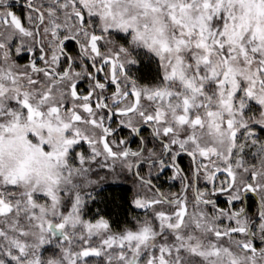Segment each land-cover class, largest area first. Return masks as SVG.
I'll return each instance as SVG.
<instances>
[{
	"label": "snow or ice",
	"instance_id": "1",
	"mask_svg": "<svg viewBox=\"0 0 264 264\" xmlns=\"http://www.w3.org/2000/svg\"><path fill=\"white\" fill-rule=\"evenodd\" d=\"M25 9L17 14L0 0V257L12 264H264V140L252 127L264 126V0H47L46 7L26 0ZM117 28L131 29V42L159 58L157 82L125 73L134 58L110 38ZM21 54L26 63H18ZM113 119L131 133L147 125L152 146L145 137L135 150L127 146ZM245 148L254 149V162ZM181 153L190 159L187 175ZM94 163L113 175L136 170L132 202L145 214L134 226L115 230L104 216L85 219ZM163 169L180 177L178 192L153 184ZM201 179L211 191L199 187ZM216 192L228 207L216 206ZM244 192L258 197V224L234 208ZM50 241L58 251L41 255Z\"/></svg>",
	"mask_w": 264,
	"mask_h": 264
},
{
	"label": "flooded vegetation",
	"instance_id": "2",
	"mask_svg": "<svg viewBox=\"0 0 264 264\" xmlns=\"http://www.w3.org/2000/svg\"><path fill=\"white\" fill-rule=\"evenodd\" d=\"M37 2H39V0H37ZM25 3H26V0H7L8 7L12 11L16 12L17 14H23L26 11ZM46 6H47V0H45V7ZM109 36L111 39L117 41L120 45H123L127 48V46L125 45V35L118 34L115 32H110ZM102 43L103 42H101V44ZM65 45L67 46V49L69 51H72L75 49L78 52V48H76L74 41H71V40L65 41ZM127 51L134 59L124 63L125 73L127 75H129L130 77L134 78L135 80H137L138 82L143 83V84H151V83L157 82L158 80L157 81H151L149 79H143V78L138 76V74L136 72V68L138 67L137 66V60H136V58H135V56L131 50L130 51L127 50ZM36 55L38 57L39 53H37ZM27 59H28V57L26 55L21 54V56L18 60V63H26ZM85 63L88 66L89 72L96 74V69L91 66V62L85 61ZM99 66L100 65L97 64V67H99ZM76 67L78 69L79 65H76ZM98 79H100L101 81L104 80V71L103 70L98 74ZM87 84H88V81L85 78L83 83L79 84V89L81 91L86 90ZM107 84L109 86V91L114 90V86H111L110 80L107 82ZM253 107L255 108L257 106L254 104ZM117 123H118V119H113L112 126L115 128V137L117 139L126 138L127 146H130L131 148H133L135 150L137 148L138 143L140 142L141 137H145L147 139L149 147L152 146V139L153 138L150 135V129L147 125L141 124L138 126V132L137 133H131L129 128H127L124 125H120L119 127H116ZM252 127L254 129L256 138L264 140V126H261V125L253 126L252 125ZM86 149H87V145L84 144L83 147L81 148V150L83 151ZM253 151H254V149L245 148L246 158L249 159V162H254V160L251 159V153ZM177 162L180 165L181 169L183 170L181 175H187L188 169H189V163H190L189 157H187L185 154L181 153L178 157ZM106 170L112 175L111 170H108V169H106ZM147 171H148V169H147L146 165H143L140 168V174L141 175H146ZM135 173H136L135 169L131 173H129L127 171H119L118 170L117 173L114 174L115 180L113 182L119 183V184H124L127 187L131 188L135 192L136 187H137V176ZM170 176H171V170L170 169H163L157 173H155V171H154L153 177H152L153 184L156 185L157 187L161 188L165 192H178L181 189V179L179 176L175 179H169ZM223 179H225L224 174L223 173L219 174V178L216 180L217 187H219V185H220V180H223ZM199 187H201V188L207 187L209 189V191H211V184H206V182L203 181V179L200 180ZM211 198L216 201V206L218 208L228 207L227 196L225 194L216 192L212 195ZM258 204H259L258 197L253 192H244L240 196L239 200L233 201L234 208L238 209L239 207L242 206L245 209V211L248 212V214L252 217L254 224L259 223ZM209 211H211V207H209ZM223 222L227 223V221H223ZM255 244L257 247L260 246L258 240L255 242Z\"/></svg>",
	"mask_w": 264,
	"mask_h": 264
},
{
	"label": "trees",
	"instance_id": "3",
	"mask_svg": "<svg viewBox=\"0 0 264 264\" xmlns=\"http://www.w3.org/2000/svg\"><path fill=\"white\" fill-rule=\"evenodd\" d=\"M130 36L125 35V45L130 43ZM130 45V44H129ZM131 51L137 60L136 72L139 77L143 79H149L151 81H157L160 78L161 66L159 59L151 53L149 50L130 45ZM103 174L100 176L101 180L104 177L113 176L104 168H98L94 163L91 165V171L88 178H94V174ZM109 175V176H108ZM103 181V180H102ZM84 191L91 193L90 198L85 202L83 206V212L85 219H95L98 215L104 216L110 222L111 226L115 230H119L124 225L134 226L133 218H139L143 216L144 210L134 206L132 197L134 191L124 184L115 183L113 181L102 182L101 184L91 187L88 186ZM41 255L50 256L57 252L58 249L54 242H48L41 246ZM5 260V264H12L7 257H0ZM91 259H99L92 256Z\"/></svg>",
	"mask_w": 264,
	"mask_h": 264
},
{
	"label": "rangeland",
	"instance_id": "4",
	"mask_svg": "<svg viewBox=\"0 0 264 264\" xmlns=\"http://www.w3.org/2000/svg\"><path fill=\"white\" fill-rule=\"evenodd\" d=\"M110 32H115V33H118V34H122V35H126V36H130V41H131V36H132V30L131 29H128V30H121V29H111V30H109V33ZM132 47H135V46H140V47H143V48H145V49H147L145 46H143L141 43H139V42H130L129 43ZM128 44V46H127V50H131V48H129L130 47V45ZM147 50H149V49H147ZM151 53H153L151 50H149ZM154 54V53H153ZM155 55V54H154ZM156 56V55H155ZM157 57V56H156ZM158 58V57H157ZM159 59V58H158ZM258 114V113H257ZM255 125H259V124H255V123H253V126H255ZM110 174V173H109ZM101 175H103V174H101ZM100 173H97L96 175L94 174L93 176H94V178L93 177H91V179L90 178H88V179H90V180H93L94 182L91 184V185H89V186H91V187H95V186H97V185H99V184H101L102 182H108V181H114L115 180V177H114V175L113 176H109V177H104V179H102L101 180V178H100ZM101 259L103 260V257H101Z\"/></svg>",
	"mask_w": 264,
	"mask_h": 264
}]
</instances>
